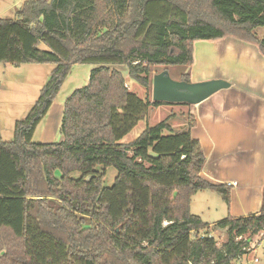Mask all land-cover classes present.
Instances as JSON below:
<instances>
[{
  "label": "trees",
  "instance_id": "trees-1",
  "mask_svg": "<svg viewBox=\"0 0 264 264\" xmlns=\"http://www.w3.org/2000/svg\"><path fill=\"white\" fill-rule=\"evenodd\" d=\"M260 27L264 0H25L15 18H0V62L55 65L13 139L0 134V264H233L245 254L264 231V187L257 213L211 227L192 214L200 190L230 202L227 185L200 176L194 117L175 128L170 111L124 141L150 108L189 104L140 98L110 66L126 65L147 89L155 66H184L189 82L194 41L229 35L264 55ZM73 64L96 67L64 103L63 141L32 142Z\"/></svg>",
  "mask_w": 264,
  "mask_h": 264
},
{
  "label": "crops",
  "instance_id": "crops-1",
  "mask_svg": "<svg viewBox=\"0 0 264 264\" xmlns=\"http://www.w3.org/2000/svg\"><path fill=\"white\" fill-rule=\"evenodd\" d=\"M212 42L207 57L195 45L190 81L222 79L229 86L184 110L195 119L190 133L205 157L200 176L228 186L227 216H246L259 212L264 187V56L258 44L234 36Z\"/></svg>",
  "mask_w": 264,
  "mask_h": 264
},
{
  "label": "rangeland",
  "instance_id": "rangeland-1",
  "mask_svg": "<svg viewBox=\"0 0 264 264\" xmlns=\"http://www.w3.org/2000/svg\"><path fill=\"white\" fill-rule=\"evenodd\" d=\"M25 0H0V18H15L16 12L23 6ZM257 35H264V27L257 30ZM213 40L195 42L196 46H203L205 57L210 55L209 48L214 47ZM249 42V41H248ZM202 43V44H201ZM206 43V44H204ZM254 43V42H252ZM192 44V51L195 47ZM260 51V50H259ZM262 54V53H261ZM263 55V54H262ZM264 56V55H263ZM54 64H30L24 63L14 66L0 62V134L3 140L11 141L14 137L15 123L23 119L34 103L36 102L41 88L47 82ZM96 67L93 64H73L63 80L58 92L52 100V103L36 125L32 135L34 143H59L63 141L61 133V122L66 99L77 89L83 88L89 80L91 71ZM111 68L119 70L126 78L130 86L128 89L135 92L140 98H149L152 100V88H143L139 84L128 78V69L126 65H112ZM167 70L170 77L174 80H180L181 73L186 67L180 65L155 66L152 68V76L163 70ZM189 71V68H188ZM190 78V77H189ZM188 105L165 104L149 109L146 117L140 120L132 131L124 138V141H130L141 133L146 124H155L165 118L173 111L174 117L170 118L173 127H179L185 123L186 114L184 110ZM189 113V112H188ZM78 173L74 172L73 177ZM116 176V169L112 166L106 168L103 186L109 187L113 184ZM228 205L222 198L211 190H200L191 199L190 211L192 214H203V220L206 222H215L227 216ZM194 235V234H192ZM218 241L224 240L223 232L214 233ZM247 264H264V231L260 237L250 239L249 251L243 255ZM257 258L258 261H252Z\"/></svg>",
  "mask_w": 264,
  "mask_h": 264
},
{
  "label": "water",
  "instance_id": "water-1",
  "mask_svg": "<svg viewBox=\"0 0 264 264\" xmlns=\"http://www.w3.org/2000/svg\"><path fill=\"white\" fill-rule=\"evenodd\" d=\"M229 83L222 79L205 81L174 80L165 69L152 76V102L187 103L196 105Z\"/></svg>",
  "mask_w": 264,
  "mask_h": 264
},
{
  "label": "built area",
  "instance_id": "built-area-1",
  "mask_svg": "<svg viewBox=\"0 0 264 264\" xmlns=\"http://www.w3.org/2000/svg\"><path fill=\"white\" fill-rule=\"evenodd\" d=\"M126 87H129V85L126 84ZM236 239H237V240L241 239V236H240V237H237ZM243 250L246 251V252H245V254H246V253L249 251V246H247V247H243ZM243 255H244V254H239V255L237 256L236 261H235L233 264H247L246 260L243 258ZM252 261L257 262L258 259H257V258H254ZM189 264H191V263H189Z\"/></svg>",
  "mask_w": 264,
  "mask_h": 264
}]
</instances>
